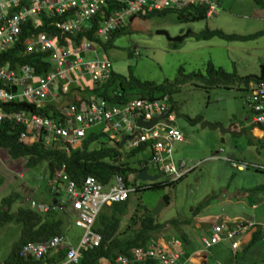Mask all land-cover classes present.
Wrapping results in <instances>:
<instances>
[{"label":"rangeland","instance_id":"1","mask_svg":"<svg viewBox=\"0 0 264 264\" xmlns=\"http://www.w3.org/2000/svg\"><path fill=\"white\" fill-rule=\"evenodd\" d=\"M208 1L214 5L215 15L205 21L182 23L173 13L126 21V35L115 41L114 49L102 55L104 60L123 77L134 76L142 82L170 87L182 80L180 71L183 69L186 76L194 77L199 72L207 75L209 63L229 74H237L239 78L260 75L264 64V38L228 43L216 39L197 42L191 36L178 43L158 35L165 32L171 39H176L188 34L199 35L207 29L244 37L264 32V11L253 0ZM194 79V82L182 81L172 95V103L177 110L175 125L186 139L185 143L175 145L174 162L179 165L184 161L189 166H199L174 186L133 193L128 218L135 214L139 205L143 207L141 212L148 209L153 214L167 197L169 203L160 211L157 221L164 224L176 219L184 224L179 233L187 243L178 236L182 241L179 252L184 259L190 257L194 250H203V238L209 236L207 223L196 222L199 216L209 218L211 223H229L223 224L226 230L248 222L260 231L262 237L246 252L241 245L237 255L233 254L231 241L223 240L208 250L207 264H264V147L252 139L248 125L244 123L245 119L252 123L255 117V112L246 102L250 91L244 83L238 82L231 89H206V81ZM80 85L91 87V84L83 82ZM189 119L199 123L191 125ZM203 123L223 129L243 124L244 133L248 134H221L201 128ZM101 129L103 126L93 127L89 133H99ZM257 135L263 137L261 132ZM99 146L98 143L90 148L94 150ZM233 162L245 163L248 169L239 171L232 166ZM149 169L151 174L166 180L153 162H149ZM49 177L47 163L27 168L26 160H12L5 150L0 149V207L3 199L15 193L22 199L12 212L28 208L26 200L29 199L54 202ZM140 186H146V183L139 182L137 187ZM110 206L105 205L102 214L107 215ZM196 209H200L201 214L194 219L193 210ZM73 218L74 215L66 221L65 237L78 247L85 231L76 227ZM188 222L191 224H185ZM21 235L22 227L17 224L6 225L0 230V264L9 260Z\"/></svg>","mask_w":264,"mask_h":264},{"label":"built area","instance_id":"2","mask_svg":"<svg viewBox=\"0 0 264 264\" xmlns=\"http://www.w3.org/2000/svg\"><path fill=\"white\" fill-rule=\"evenodd\" d=\"M111 2L118 6V11H113L107 18L105 9ZM202 4L208 5L207 18L213 17L214 5L208 0H0V54L22 44L26 55H50L53 66L52 71L39 78L36 69L27 67L14 72L8 67L0 68V81L9 88L0 87V101L17 99L18 102L37 104L40 108L45 106L43 101L51 96V101L63 109V115L58 119H51L42 112L0 110V127L5 121H10L23 130L18 137L20 143L31 145L43 138L47 147L57 145V148L71 154L72 150L82 146L89 130L103 126L109 134V141L113 140L115 144L120 145L124 138H131L123 146L126 153L146 145L158 172L169 181H181L199 165L189 166L184 161L177 165L174 162V145L185 139L175 125L177 110L170 96L165 95L160 99L134 98L119 105L92 96L85 97L80 89L100 87L111 79L114 72L111 64L104 60L101 46L86 41L76 46L71 41L63 43L45 34L29 37L22 42V34L23 27L28 26L30 21L40 26L43 19L48 18L53 22L52 28L74 37L86 25L91 32L94 17L104 16L107 19L97 29L96 39L106 44L116 30L125 28V22L132 21L134 17ZM82 82L91 84V87H83L80 85ZM249 91L250 97L246 102L255 112L254 125L262 128L264 83H250ZM119 97L123 98V95L119 93ZM65 100H69L70 104L62 107ZM160 115L165 116L159 117L151 128L139 125L140 122L150 123ZM232 166L239 171L248 169L245 163L233 162ZM49 185L57 201L47 203L29 199L26 200L28 206L41 215L69 212L70 216L75 217L76 227L85 231V236L78 247H74L66 237L26 244L20 251V258L43 260L65 251L64 264H80L84 252L99 247L103 241V237L93 230L102 208L108 204L126 202L136 192V189L128 188L119 176L107 185L88 177L79 186L67 174L66 168L58 170ZM253 226L244 222L226 230L223 224L214 225L209 237L203 239V245L209 250L228 240L233 252H237L241 246L240 236ZM101 264L201 263H196L193 257L184 259L178 254H170L154 240L148 247L134 250L131 256H119L114 262Z\"/></svg>","mask_w":264,"mask_h":264},{"label":"trees","instance_id":"3","mask_svg":"<svg viewBox=\"0 0 264 264\" xmlns=\"http://www.w3.org/2000/svg\"><path fill=\"white\" fill-rule=\"evenodd\" d=\"M253 1L259 9L264 10V0ZM117 7L114 2H111L105 9L106 17L111 16L113 11H118L116 9ZM207 11L208 5L202 4L200 6H191L183 9H166L162 12H154L141 15L140 17L142 19H150L154 16H165L168 13H173L179 22H199L207 20ZM107 18H104V16L94 17L92 20V31L90 32L89 26L86 25L74 37L64 35L56 28H52L51 25L53 22L48 18H44L40 26H36L30 21L28 26L23 27L22 42L29 39V37H38L45 34L56 37L63 43L71 41L76 46L85 41L92 42L101 46L106 55L114 49L115 41L126 35V29L122 28L116 30L106 44L97 40L96 31ZM191 36L197 42H209L216 39L228 43H243L264 38V32L244 37L237 35L230 36L220 31H209L207 29L199 35L191 34L188 37ZM7 67L14 72L22 71L27 67L33 70L36 69L37 77H42L53 69L50 63V55H26L25 47L22 44L17 45L7 53L0 54V68L6 69ZM180 72L182 73V80H178L173 87H170V85H157L152 82H142L134 76L126 78L113 72L111 79L102 86L95 87L94 89L80 90L84 93L85 97L102 98L113 105H119L122 101H131L134 98L160 99L165 95L172 97L177 92L182 81L194 82V78L206 81V89L217 87L231 89L235 86L236 82L244 83L246 88L252 82L264 83V64L261 67L260 75H250L244 78H239L237 74H229L220 68H215L211 63L208 64L206 69L207 75L199 72L194 74V77H191L184 75V69ZM0 87L9 89L4 87L1 81ZM119 93L123 95V98L119 97ZM0 110L4 112L21 110L42 112L51 117V119H58V117L63 115V109L60 105L53 103L38 108L37 104L18 102L17 99L10 102L0 101ZM188 123L196 125L199 121L189 119ZM22 131V128L16 126L14 123L5 121L0 127V149L5 150L12 160H26L27 168H33L47 163L50 180L58 170L66 168L67 174L79 186H82L88 177H94L102 184L107 185L116 176H119L123 178L128 188L136 189V193H138L147 190L165 189L179 182L160 179L156 182H146V186L137 187L139 182L143 183L139 179V174L149 169V162L152 161V155L147 149V146L143 145L140 148L126 153L124 149H118L119 144H115L113 140L109 141L108 133L102 130L99 133L88 132L82 148L72 150L71 154L55 146L47 147L46 141L43 138L31 145L20 143L18 137ZM98 143L100 144L99 148L94 150L90 148L92 145H97ZM259 143L264 147V141ZM149 172L151 173L150 169ZM53 197L56 202V197ZM21 199V196L15 193L3 199L1 202L0 230L10 224H17L22 227L21 239L13 246L9 260L5 264H64L65 251L52 254L43 260H27L19 257L20 251L26 244L44 243L55 237H65L66 221L72 217L69 215V212H54V214L48 215L37 214L29 206L28 208H20L16 212H12L14 206L20 203ZM110 207L107 215L102 214V211L100 212L93 229L96 234H100L103 237L102 243L99 247L85 251L80 264L114 262L119 256H131L134 250L148 247L152 241L158 239L157 237L159 235H164L166 232H180L179 229L184 225H181L182 223L176 220L164 224L158 223L157 217L152 214V211L145 209L144 212H141L142 205H139L136 208L135 214L128 218L129 208H131V198L126 202L113 204ZM127 218L128 221L126 226H124ZM185 224H191V222ZM181 237L187 243L186 238L184 236ZM261 237L262 234L260 231H256L252 236V243L244 247L243 251H248ZM238 252L239 250L233 252V254L237 255Z\"/></svg>","mask_w":264,"mask_h":264},{"label":"crops","instance_id":"4","mask_svg":"<svg viewBox=\"0 0 264 264\" xmlns=\"http://www.w3.org/2000/svg\"><path fill=\"white\" fill-rule=\"evenodd\" d=\"M262 11H264V10H262ZM250 86V85H249ZM73 87V86H72ZM248 89H249V87H247ZM50 98V100H44L43 101V104H45V106H47L48 104H53V102L51 101V96L49 97ZM65 99V98H64ZM99 99H102V98H99ZM104 100H106V99H104ZM65 101H67V100H65ZM55 103V102H54ZM56 104V103H55ZM247 105H250L249 103H247ZM45 106H43V107H45ZM62 107H63V104H62ZM251 107V106H250ZM251 110H252V112L254 111L253 110V108L251 107ZM253 114H255V113H253ZM254 119H255V117H254ZM254 119H253V122L252 123H249V120L248 119H245L244 120V123L245 124H247L248 125V127H247V129L249 130V134L251 135V137H252V139L253 140H255V141H257V142H261V141H264V130H263V127L262 128H260V127H257V126H255L254 125ZM251 120V119H250ZM251 122V121H250ZM230 127H232V129H233V131L234 132H236V133H239L240 134V136H246L247 134L246 133H244V125L243 124H241L240 126H234L233 127V125H231ZM102 131H104V132H106L105 130H104V127H103V129H101ZM89 132V131H88ZM257 132H261V133H263V137H259L258 135H257ZM106 133H108V132H106ZM109 135V134H108ZM184 139H185V137H184ZM186 142V139H185V141L184 142H182V143H185ZM177 144H181V143H177ZM176 145V144H175ZM175 145H174V149H175ZM55 147H57V145H54ZM82 146H83V144H82ZM82 146L80 147V148H82ZM79 148V149H80ZM55 202V201H54ZM54 202H52V203H54ZM162 202V201H161ZM48 203V202H47ZM199 214H201V210L200 209H196V210H193V218H194V216H197V215H199ZM202 216V215H201ZM201 216H199L200 218H199V220L198 221H196L197 223H207V226H208V233H209V235L211 234V231H212V227H211V224H213V226L214 225H217V224H222V223H219V222H216V221H214V222H212L211 223V221H210V219L209 218H207V217H201ZM195 219V218H194ZM173 220H176V219H173ZM172 221V220H171ZM227 221H229L230 222V219H227ZM211 223V224H210ZM248 223V222H247ZM223 224H229V223H227V222H223ZM205 226V225H204ZM204 226H199V227H201V228H203ZM211 227V228H210ZM256 232V228H255V226L252 228V229H249V230H247V232H245V233H243L241 236H240V238H239V241L241 242V245H242V247H241V249L243 248V247H246V246H248L249 244H251L252 243V236H253V234ZM178 236H180L181 237V235H180V233L179 232H173V233H165L164 235H159L157 238V241H158V243L161 245V246H163V248L168 252V253H170V254H178L181 258H182V256H181V254H180V252H179V249H181L182 248V241L180 240V238L178 237ZM209 236H207V237H204V238H208ZM182 238V237H181ZM203 238V239H204ZM208 250H206L205 249V247H204V249L203 250H194V251H192V253L193 254H191L190 255V257H188V258H191V257H193L195 260H196V263H202L203 261H205V260H207V257H208ZM206 253H207V255H206Z\"/></svg>","mask_w":264,"mask_h":264},{"label":"water","instance_id":"5","mask_svg":"<svg viewBox=\"0 0 264 264\" xmlns=\"http://www.w3.org/2000/svg\"><path fill=\"white\" fill-rule=\"evenodd\" d=\"M136 18H137V17H134V18L132 19L131 22H134ZM158 35H159V36H165V37H168V38L170 39V42H178V43H180V42H182L184 39H186L190 34L186 35V37H184V38H176V39H171V38L167 35V33H165V32H159ZM12 90L15 91V87H13ZM69 104H70V101L68 100V101H65V102L63 103V106H65V105H69ZM163 116H165V115H163ZM163 116H161V115H160V116H156V117H154V119H153L152 122H150V123H146V124L143 123V122H140L139 125H140V126H146L147 128H151V127L157 122V120L159 119V117H163ZM143 124H144V125H143ZM201 128H203V129H209V130H212V131H215V132L218 131V132L221 133V134H227V135H233V136H238V135H240L239 133L234 132L233 129H232V127H228L227 129H223L221 126H211V125H209V124L203 123L202 126H201ZM129 139H131V138H129V137L124 138V139L122 140V142L120 143V145L118 146V149L121 150V149L123 148L124 144H125ZM139 179H140V181L145 182V183H146V182H156L157 180H160V179H161V176H155V175H152V174L149 172V169H146V170L142 171V172L139 174ZM168 203H169V199H168L167 197H165V198L162 200V202L159 203L160 205H159V206L157 207V209L153 212V215H154L155 217H157V216L160 214V211L164 208L165 204H168ZM201 264H207V260L203 261Z\"/></svg>","mask_w":264,"mask_h":264},{"label":"clouds","instance_id":"6","mask_svg":"<svg viewBox=\"0 0 264 264\" xmlns=\"http://www.w3.org/2000/svg\"><path fill=\"white\" fill-rule=\"evenodd\" d=\"M172 100H173V99H172ZM177 128H178V127H177ZM122 149H123V148H122ZM122 149H121V150H122ZM152 175H153V174H152Z\"/></svg>","mask_w":264,"mask_h":264},{"label":"flooded vegetation","instance_id":"7","mask_svg":"<svg viewBox=\"0 0 264 264\" xmlns=\"http://www.w3.org/2000/svg\"><path fill=\"white\" fill-rule=\"evenodd\" d=\"M170 98L172 99V97L170 96Z\"/></svg>","mask_w":264,"mask_h":264},{"label":"bare ground","instance_id":"8","mask_svg":"<svg viewBox=\"0 0 264 264\" xmlns=\"http://www.w3.org/2000/svg\"><path fill=\"white\" fill-rule=\"evenodd\" d=\"M259 136V135H258Z\"/></svg>","mask_w":264,"mask_h":264}]
</instances>
